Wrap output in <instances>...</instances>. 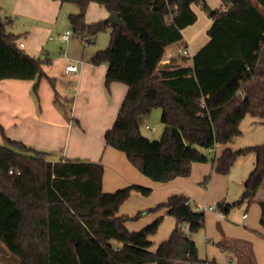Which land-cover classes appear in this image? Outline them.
<instances>
[{
    "label": "trees",
    "instance_id": "obj_1",
    "mask_svg": "<svg viewBox=\"0 0 264 264\" xmlns=\"http://www.w3.org/2000/svg\"><path fill=\"white\" fill-rule=\"evenodd\" d=\"M61 1L79 7L69 20L87 42L110 31L108 47L97 51L91 61L107 64V88L116 81L128 89L113 125L105 132L106 145L124 152L152 180L166 182L189 175L193 163L210 159L208 150L241 133L240 122L247 114L264 118V0H222L220 8H211L206 0ZM91 2L118 12L121 25L107 19L86 22ZM193 5L202 6L213 20L209 41L193 55L192 65L158 69L167 47L181 41L183 29L197 21ZM13 21L0 14V79L46 77L55 87L44 69L50 60L20 46V36L7 29ZM155 108L162 110L166 125L159 139L141 131ZM0 131L4 136L0 143V242L20 264L199 260L192 234L204 227L205 212L197 210L185 194H174L133 216L119 215L120 206L133 192L148 196L153 189L130 184L106 192L101 161L64 158L53 162L49 152L7 137L1 125ZM248 153L256 154V165L245 181L253 198L264 182V143L236 151L224 149L215 159V168L228 174L238 157ZM258 202L264 227V200ZM235 204L221 200L217 207L228 211ZM159 209H166L176 225L153 250L150 236L157 233L164 216L136 231L126 223Z\"/></svg>",
    "mask_w": 264,
    "mask_h": 264
},
{
    "label": "crops",
    "instance_id": "obj_2",
    "mask_svg": "<svg viewBox=\"0 0 264 264\" xmlns=\"http://www.w3.org/2000/svg\"><path fill=\"white\" fill-rule=\"evenodd\" d=\"M0 7L9 14L8 16L15 18L11 24L17 19L25 21L24 29L21 32H11L20 36L19 44L23 43L25 50L27 47L32 48L31 52L27 51L31 55L41 56L45 54V58L50 60V63L44 67L45 72L55 81V87H53L46 77L0 79V125L4 128L7 137L22 141L38 150L56 152L57 155L50 157L53 162L64 158L101 161L105 166L103 190L106 192H113L130 184L152 187L153 191L150 195L145 196L135 191L126 200L135 199L138 204L137 210L154 208L174 194H185L190 198L195 208L200 203L211 205L207 202H199L208 198L200 196L195 185H191L188 180H185L186 178H183L185 176H178L166 182L154 181L135 167L124 152L106 145L105 132L113 125L117 117L128 89L127 85L115 81L107 88L105 84L107 64L96 65L91 61L99 49L92 48L91 42H87L85 39H83L84 46L79 49L76 48L75 44L70 42L71 35L68 40L61 38V35L69 30L61 33L59 38L61 43H65L69 53L64 50V55L50 59L48 57L49 50L45 47L48 46L46 42L51 30L50 26L56 27L62 16L69 20L70 14L79 12V7L75 3L62 2L61 0H0ZM220 7H223L222 0H220ZM193 9L197 13L195 5H193ZM109 15L110 11L105 6L91 2L87 8L85 19L88 23H94L106 19ZM197 21L183 29L184 37L181 41L167 47L168 51L169 47L182 43L183 47L190 51V56H187L190 60L174 59L166 52L162 62H168V66L171 64L192 65L193 55L210 39L208 29L213 22L210 17L206 18L204 23L200 25ZM23 33L26 37L24 39L21 36ZM87 44L90 45L87 46ZM192 44H195V47ZM73 47L75 48L73 49ZM70 62L77 64L78 70L76 72L66 71V66ZM36 85L37 88H35ZM56 95L67 100L70 104V117L65 115L57 104ZM3 142L4 136L0 131V143ZM216 148L217 145L210 151H216ZM219 155H215L212 159V170L215 172H217L215 159ZM201 163L207 162L193 163L191 171L197 174L198 179L199 177H201L200 179L205 177L207 179L208 175L206 171H203L205 166H201ZM111 168H116L117 171ZM154 193H157L156 196H152L155 195ZM216 195V203L219 202L220 198H223L220 201L226 199L222 193L216 192ZM245 200H241V202ZM259 200L264 199L257 198L258 205L255 206L256 219L259 222L253 224L254 220L248 219L247 212L242 217L247 220L245 222L247 229H253L257 225L264 236V227L260 222L261 206ZM123 204L119 208V215L133 216L136 214L134 211V213L126 211ZM230 209L224 211L225 217H220L217 213L218 217L226 220L228 224L222 226L221 231L214 232V240L209 239L211 229L208 228V225L206 228L207 215L205 212L203 228H205L206 233V256L200 255L199 239L192 236L199 251V260L196 262L175 260L174 264H197L206 261L212 264H258L249 237L238 236L242 235L241 226H232L234 225L233 222L227 221V214ZM160 215L164 216V224L158 230L161 234H157V231L150 236L153 246L155 242H158L157 247L160 242L170 236L176 225V219L166 214V209L147 212L137 220L127 221L126 225L132 231L140 230ZM168 217L169 219L172 217L173 220H167ZM158 235L161 237L156 240Z\"/></svg>",
    "mask_w": 264,
    "mask_h": 264
},
{
    "label": "rangeland",
    "instance_id": "obj_3",
    "mask_svg": "<svg viewBox=\"0 0 264 264\" xmlns=\"http://www.w3.org/2000/svg\"><path fill=\"white\" fill-rule=\"evenodd\" d=\"M206 1L211 8L220 7V0H206ZM195 9L198 13V21H197L198 25L203 24L205 19L209 17L206 10L200 5H195ZM0 14L3 17L9 15L2 9H0ZM24 22L25 21L23 19H19V20L17 19L13 24H9L7 26V29L9 31H14L17 33L21 32L22 29H24L23 26ZM50 28L51 30L48 34V39L46 42V44H48L49 47L45 46L49 50L48 57L50 59H53V57L60 56L62 54L64 55L65 53L64 50L68 52L65 43H61L59 39L60 34L64 33L66 30H69L68 32L71 35L70 42L72 44H75L76 48L79 49L84 46L82 35L75 32L72 29L70 22L67 18L63 16L60 17L56 27L50 26ZM21 36L23 37V39L26 38L24 33ZM109 43H110V31L108 30L99 33L94 38V41L91 42L90 44L92 48L103 50L108 47ZM90 44H87V46H89ZM183 46L184 45L182 43H178L169 47L167 51L168 55L174 59L190 60V58L187 57L190 55H185L180 50L184 48ZM192 46L195 47V44H192ZM75 47H73V49ZM31 49H32L31 47H27L26 51L31 52ZM41 57L44 58L45 54H42ZM57 104L63 110V113L68 117H70L71 106L67 102V100L63 99L58 95ZM161 116H162V110L160 108H155L151 112V114L146 118L141 129L142 133L152 139L161 138L166 128V125L161 120ZM146 125H148L151 129L146 128ZM240 130L241 133L238 136H236L231 142L217 145L216 151L215 150L207 151V154L210 159L207 161V163H201V166H205L203 171H206L208 175L207 179L206 177L202 179H200L201 177H199L198 179L197 174L192 173V171L190 175L185 176L183 178H186L185 180H188V182L191 185H195L196 187L195 189L197 190V193L200 196L204 198L205 197L208 198L207 200L204 199L199 202H207L208 204L217 206V203L215 202L217 200L216 192L222 193V195L224 194L225 195L224 197H226V199L224 200L226 202L231 204L236 202V204L232 206V208L227 214V219H228L227 221L228 222L232 221L233 222L232 224H234L232 226H241L242 235H238V236L249 237L248 239L253 244L257 256L258 264H264V236L261 234V230L257 228V225L254 226L253 229H247L245 224L247 220L243 219L242 217L243 214L247 212L249 215L248 219L252 221L254 220L253 224L254 223L257 224L259 222L256 219L255 206L258 205L257 198L264 199V182L260 186L258 191L255 193L253 198L250 197L249 199L240 202L242 195L247 190L245 186V181L256 165V154L248 153L238 157V159L232 165L228 174H219L212 170V159L215 155L221 154L222 150L226 148H230L236 151L242 148L261 145L264 143V118H259L251 114H247L244 117V119L240 122ZM47 152L50 153L49 158L57 155L56 152L54 151H47ZM111 169L117 171L116 168H111ZM154 194L155 195L152 196H156L157 193ZM123 208L129 213H134V212L138 213L139 211H145V210H137L138 204L137 201H135V199H130L126 201L123 204ZM206 215H207L206 228L208 225V228L211 229L209 233V239L214 240L215 239L214 232L221 231L222 226L224 227V225H227L228 223L226 222V220L220 219L216 211H212V212L206 211ZM170 218L171 219H169L168 217L167 220H173L172 217ZM163 224L164 221L161 223L159 228H161ZM157 234H161V233H159L158 231ZM192 236L198 237L200 243V248H199L200 255L206 256L207 246H206L205 228L200 229L198 232L192 234ZM159 237H161V235H158L156 240H158ZM157 243L158 242H155L154 246H152L153 250L156 249ZM113 244L119 245V243L116 240H113ZM0 264H20V259L17 256L13 255L2 242H0Z\"/></svg>",
    "mask_w": 264,
    "mask_h": 264
},
{
    "label": "built area",
    "instance_id": "obj_4",
    "mask_svg": "<svg viewBox=\"0 0 264 264\" xmlns=\"http://www.w3.org/2000/svg\"><path fill=\"white\" fill-rule=\"evenodd\" d=\"M61 38L64 39V40H68L70 38V33L69 32H66L65 34H62L61 35ZM20 46L21 47H24V44L23 43H20ZM182 51L183 54L185 55H189L190 54V51L184 47L183 49H180ZM78 70V66L77 64L73 63V62H70L69 64H67L66 66V71L67 72H76ZM146 128L148 129H151L148 125H146ZM10 172L12 173L13 170H10ZM190 203H191V200H190ZM196 209L197 210H200V211H217L218 215L220 217H225V213L224 211L220 210L217 206L215 205H207V204H204V203H200L196 206ZM246 216V215H245ZM197 264H212L211 262H198Z\"/></svg>",
    "mask_w": 264,
    "mask_h": 264
},
{
    "label": "water",
    "instance_id": "obj_5",
    "mask_svg": "<svg viewBox=\"0 0 264 264\" xmlns=\"http://www.w3.org/2000/svg\"><path fill=\"white\" fill-rule=\"evenodd\" d=\"M108 21L114 23V24H119L121 25V19L119 17V13L116 11H112L110 12L109 17L107 18ZM169 65L168 62H160L158 65V69H162L165 68ZM168 129L173 132V128L172 127H168ZM252 195V190L248 189L244 192V194L242 195L241 200H245L246 198L250 197Z\"/></svg>",
    "mask_w": 264,
    "mask_h": 264
}]
</instances>
